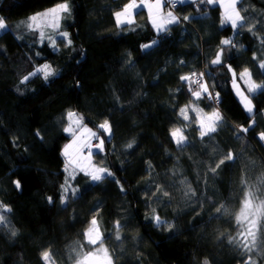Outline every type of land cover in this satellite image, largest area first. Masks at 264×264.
I'll return each mask as SVG.
<instances>
[{
    "label": "trees",
    "instance_id": "1",
    "mask_svg": "<svg viewBox=\"0 0 264 264\" xmlns=\"http://www.w3.org/2000/svg\"><path fill=\"white\" fill-rule=\"evenodd\" d=\"M62 2L0 0V18L10 28L0 34V215L6 220L0 224V264H45L44 251L48 264L75 263L100 245L85 236L93 217L112 264H264V216L251 252L239 246L251 217L236 219L245 200L264 205V88L251 93L249 116L232 91L227 67L238 80L247 68L252 82L264 85V0L238 2L245 19L237 30L221 24L216 4L178 3L179 23L147 51L141 45L158 37L145 11L129 25L115 22L114 13L128 0H67L71 18L62 31L70 45L60 37L53 48L21 25ZM230 37L243 47L220 45ZM221 47L222 64L213 65ZM46 62L58 75L21 83ZM193 73V79L203 73L208 87L200 99L192 96L198 86L180 79ZM209 94L217 95L218 106ZM185 107L187 121L180 115ZM193 108L203 117L219 112L214 132L200 137ZM68 112L104 142L102 150L94 145L91 163L115 179L104 174L93 182L73 165L65 171L62 150L73 141L63 131ZM105 120L111 138L99 127ZM177 128L186 138L182 148L170 136ZM66 179L70 188L62 205ZM72 189L81 191L73 195ZM154 216L172 228L157 227Z\"/></svg>",
    "mask_w": 264,
    "mask_h": 264
},
{
    "label": "snow or ice",
    "instance_id": "2",
    "mask_svg": "<svg viewBox=\"0 0 264 264\" xmlns=\"http://www.w3.org/2000/svg\"><path fill=\"white\" fill-rule=\"evenodd\" d=\"M179 2L183 3V2H186V0H179ZM238 2H239V0H227V3H224L223 0H200V3H207L209 5L219 3L220 6L222 8H224V10H225L222 14L223 19L221 21V24L223 25V24L230 23L233 30H237L239 28L244 27L243 22H244L245 18L243 16H241L240 11H238L237 7H236ZM137 7H138L137 4L133 0L132 3L125 5L122 11L115 12L114 16H115L117 25H122L124 23L131 24L132 23V20L130 18L131 10L135 9ZM148 7L150 10L151 23H152L153 28L156 29L158 38L156 40H153L150 44H142L141 45L142 51H147V50L155 47L160 42V34L161 33H167L169 31L168 25H171L173 23H179L178 18L175 15H173V13L171 11H169V12H167V14H163V15L160 14L159 12H157L156 15H151V10L153 8L160 9L161 0H156L155 4L149 5ZM70 12H71V8H70L67 0H65V2L59 3L55 7L48 9L45 12L37 13V14L29 16L26 21L21 22V25L26 27L30 31H37V30L41 29L42 26H49V27H52L54 29H58L60 27L61 14L62 13L70 14ZM183 19L185 21H187L190 19V17L185 16ZM21 25H18V27ZM248 30L250 32L253 31L252 28H249ZM0 31H4V32L9 31L8 26L5 24L4 18H0ZM39 35H40L41 42H43L44 32L40 31ZM59 35L64 40L67 41L68 45L71 44V39L69 38L68 32H66V31L59 32ZM55 45H56V41L51 40V46L53 48H55ZM220 45L221 46H231L233 48L243 47L242 45L238 46L237 44L233 43V38H231V37L227 38V39H222L220 41ZM224 51H225V48L221 47L220 50L216 53L215 59H213L211 61V63L213 65H221L222 64V55H223ZM253 59H256V57L254 56ZM181 64H183V61H181ZM259 66L261 69H264V61H262ZM227 67H228V71L232 72L233 78L235 80V77H236L235 71L232 69L231 65H227ZM41 73L43 74V78L45 81H48L50 77L58 75V73L55 72L50 67V65L44 64V65L36 68V70L34 72L30 73L28 76H25L22 79L21 83H25L31 77L38 76ZM203 75L204 74L202 73L199 81L193 79V77L195 76V73L192 74V77L187 76V75L180 77L181 81H188L190 83V85L192 83L198 84V90H196V91H192L191 86L189 88V90L192 91V96L196 99H200L202 94L208 93L207 85L205 83L201 82L203 79ZM240 79H244L246 81V83L248 85L247 90L249 93H255V92H257L258 89L264 88V85H257V84L252 82L251 74L247 68H245L240 73ZM238 95H241V94L238 92ZM209 98H211L210 94H209ZM242 103L244 104V108L248 113L253 112V106H252L251 100H249L248 97L242 96ZM192 110L197 112V119L199 121V132H200L201 138L207 136L209 133H212L216 130L215 125L218 121L221 120V116H220L219 112H213L211 115L203 117L200 115L199 109L193 108ZM180 115L183 117L184 120H186V121L189 120L188 108L187 107L181 108L180 109ZM67 116H68L70 123L67 127H65L63 129V131L65 133L72 134L73 144H69V145L65 146V148L63 150V155L65 157H68L69 156V149L73 148L74 146L76 147L77 151H80L83 148H89V151H90V147H89L88 143H86L83 140V138H81L79 141L76 139V131L74 130V126L77 129L81 127L79 118L76 117L73 112H68ZM99 127L101 129H103L104 132L108 133L109 138H111V127H110L107 120H105L102 124H100ZM244 131H247V129H245ZM83 132L87 133L88 136H90V137L96 136V133L91 132L87 128H84ZM36 135L39 136L40 133L37 132ZM170 136L175 141L177 146L182 148L185 145L186 138L182 134V132L179 128L171 130ZM237 138H239V137H237ZM261 138L264 139V136H262ZM103 143H104L103 141H100V143L95 145V147L102 150ZM132 146H133L132 143H129L127 147L131 148ZM227 159L228 160L233 159L231 153H229ZM221 163H224V161H221ZM71 167H72L71 162L66 161L65 171L67 172L69 170V168H71ZM75 170H76L75 168H72V172L69 173L68 179L73 178ZM80 171H83L84 174L86 176L90 177L91 181H93V182H98V181L103 180L105 178V175L108 177H113V173L111 171H109L108 169L103 168V167H101V168L93 167L90 169L81 168ZM213 171H215V170L213 169ZM102 174H105V175H102ZM68 179H66L65 183L61 186V189H62V191H61V203H62V205L66 204V198H67V194H68L69 188H70V185L68 184ZM115 182L117 184L120 183V181H118V180H116ZM14 184L18 190L21 189V183L19 180L14 181ZM86 188H87V186H86ZM86 188H85V190H86ZM80 191H81L80 189H72L73 195H76ZM121 191L122 192L124 191L123 187H121ZM248 196L252 197L253 193L249 192ZM48 202L50 204L54 203V201L52 200L51 197L48 198ZM0 207H3V205H0ZM8 211H10V209H8ZM219 211L220 210H218V212ZM261 216H264V205H253L250 200H245L244 207L241 210L240 215H238L236 217L237 222L249 220V217H252L249 220L250 227L247 229V232L240 234L243 237V239L239 242V246L242 247L247 252H251L253 250V248H255L257 246L256 245L257 236H256L255 229L257 227V221ZM152 220L154 221V223L157 227L167 225L168 228H172V225L170 223H168L167 221L161 220L159 216H154L152 218ZM4 223H6L5 217L3 215H0V224H4ZM116 227H117L116 239L119 240L120 239L119 228L121 227L119 222H117ZM15 234L16 233L13 231L12 235H15ZM85 236H86L87 242L89 244L96 245L98 242H100L99 251L104 254L103 255V261L102 262H96V264H111V259L108 256L107 250L103 247V243L101 241V234L99 232V229L97 226V220L95 217H93L92 220L90 221V227L85 232ZM229 242L233 243V244L238 243L235 239H232ZM78 255H79V253H78ZM42 259L45 261V264H48V262L51 259L50 253L48 251H44L42 253ZM94 261H96L94 253L89 252L83 257V259L81 261L78 262V264H94ZM203 264H208V261L204 260ZM248 264H255V261H251V259H250Z\"/></svg>",
    "mask_w": 264,
    "mask_h": 264
},
{
    "label": "rangeland",
    "instance_id": "3",
    "mask_svg": "<svg viewBox=\"0 0 264 264\" xmlns=\"http://www.w3.org/2000/svg\"><path fill=\"white\" fill-rule=\"evenodd\" d=\"M191 1H193V0H188V2H191ZM239 1H240V0H239ZM68 4H69V6H70V3H68ZM55 6H56V5H55ZM55 6H53V7H55ZM53 7H52V8H53ZM70 8H71V6H70ZM49 9H51V8H49ZM46 10H48V9H45V10H43L42 12H45ZM42 12H38V13H42ZM34 14H37V13H34ZM34 14H32V15H34ZM70 18H71V12H70V14H68V13H62V14H61V20H60V27H59L58 29H54V28L49 27V26H42L41 29H39V30L36 31V32L38 33V37H39V39H40V35H39V33H40V31H43V32H44V40H43V42L46 41V42L49 43V45H51V40H55V41H56L57 38H60V37H61V36L59 35V32H63V31H62V28H63L65 22L68 21V20H70ZM5 24H6V25L8 26V28H9V25H8L6 22H5ZM18 24H20V23H18ZM9 29H10V28H9ZM1 32H3V31H0V34H1ZM40 42H41V39H40ZM45 64L50 65L48 62H46ZM50 67H51V66H50ZM53 70H54V69H53ZM41 74H42V73H41ZM42 76H43V74H42ZM231 82H232V83H231V88H232V91H233L234 94H235V97H236L237 101H238L239 103H241L244 112L247 113L249 116H252L253 112H252V113H248V112L245 110V108H244V104L242 103V96H244V97H248V99L251 100V103H252V106H253V111H254V103L252 102V99H251V96H250L251 93L246 92V90H244V88H243L244 86H242V85H245L246 88L248 87L246 81H245L244 79H240V78H239V80H238V79H236V77H235V80H234V78H233ZM238 92H239L241 95H238ZM66 118H67L68 122L70 123V121H69V119H68V116H66ZM79 120H80V119H79ZM80 125H81V127L78 128V129L75 128V126H74V130L76 131V139L79 141L81 138H83V140H84L86 143H88V145H89V147H90V151H89V148H83L82 150L77 151V150H76V147L74 146L73 148H70V149H69V156H68V157H65V156H64V157H65V160H66V161H70V162H71V165H73V166H75V167H78V168H80V169H81V168H87V169H90V168H93V167L98 168V167H96L95 165H93V164L91 163V154H90V152H92L93 149H96V148L94 147V145H97V144L100 143V140H99V138H98V134L96 133V136H95V137H90V136H88L87 133L83 132V129H84V128L82 127V122H81V121H80ZM91 132H94V131H91ZM94 133H95V132H94ZM70 144H73V141H71ZM263 145H264V139H263ZM63 150H64V149H63ZM63 150H62V154H63ZM75 152H76V153H75ZM73 153H75V154H74L75 156H72ZM89 157H90V158H89ZM102 175H104V174H102ZM251 218H252V217H251ZM98 229H99V228H98ZM99 232H100V231H99ZM86 239H87V238H86ZM103 247L107 250L108 256L110 257L109 250L106 248L105 245H103ZM99 248H100V245L96 248V250H94V251H90V252L94 253L95 258H96V261H94V264H96V262H102V261H103V255H104V254H103L102 252L99 251ZM87 253H89V252H87ZM87 253H86V254H87ZM86 254H85V255H86ZM85 255H83V256H81V257H78V258L76 259V262L73 263V264H78V262L81 261ZM110 259H111V257H110ZM111 264H112V259H111Z\"/></svg>",
    "mask_w": 264,
    "mask_h": 264
},
{
    "label": "crops",
    "instance_id": "4",
    "mask_svg": "<svg viewBox=\"0 0 264 264\" xmlns=\"http://www.w3.org/2000/svg\"><path fill=\"white\" fill-rule=\"evenodd\" d=\"M174 1L177 2V3H179V4H182L181 2H179V0H174ZM132 2H133V0H128V3L127 4L132 3ZM134 2L137 4L138 7L131 10L130 18L132 20V23L134 21L135 15L139 12V10H143V11L146 12V14L148 16V21H150V24L152 26L151 18H150V10H149V7L148 6L155 4L156 0H134ZM186 2H188V0H186ZM223 2L224 3H227V0H223ZM216 5H218L222 9V14H223V12L225 11L224 8H222L219 3H217ZM123 8H124V6L121 9H119L118 11H122ZM164 8H165V0H161V7H160V9L153 8L151 10V15H156L157 12H159L162 15L163 14H167V12H169V11L165 10ZM172 13H173V15L176 16V14L174 12H172ZM115 22H116V19H115ZM173 24H175V23H173ZM122 25H129V24L128 23H124ZM170 26H172V24L171 25H168V28ZM152 28H153V26H152ZM153 30L156 32V29L153 28Z\"/></svg>",
    "mask_w": 264,
    "mask_h": 264
},
{
    "label": "built area",
    "instance_id": "5",
    "mask_svg": "<svg viewBox=\"0 0 264 264\" xmlns=\"http://www.w3.org/2000/svg\"><path fill=\"white\" fill-rule=\"evenodd\" d=\"M178 5V3L177 2H175L174 0H165V10H167V11H171V12H174L175 13V7ZM178 18V17H177ZM179 20V19H178ZM203 77H204V75H203ZM200 78H201V75H197L194 79L195 80H200ZM203 81V80H202ZM201 81V82H202ZM195 85L193 86V88L195 89V88H197V86H198V84H196V83H194ZM211 99H212V101H213V104H215L216 106H218L219 104H218V97H217V95L216 94H212L211 95Z\"/></svg>",
    "mask_w": 264,
    "mask_h": 264
}]
</instances>
